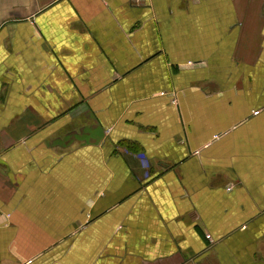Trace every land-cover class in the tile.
<instances>
[{
	"label": "crops",
	"instance_id": "0c3cea01",
	"mask_svg": "<svg viewBox=\"0 0 264 264\" xmlns=\"http://www.w3.org/2000/svg\"><path fill=\"white\" fill-rule=\"evenodd\" d=\"M0 264H264V0H0Z\"/></svg>",
	"mask_w": 264,
	"mask_h": 264
},
{
	"label": "built area",
	"instance_id": "2783aa9c",
	"mask_svg": "<svg viewBox=\"0 0 264 264\" xmlns=\"http://www.w3.org/2000/svg\"><path fill=\"white\" fill-rule=\"evenodd\" d=\"M141 157H142L143 159L146 160V156L141 155ZM149 167H150V164H149V162H148V168H149ZM148 174H149V173H148ZM208 238H209L210 240H212L211 235H208Z\"/></svg>",
	"mask_w": 264,
	"mask_h": 264
}]
</instances>
